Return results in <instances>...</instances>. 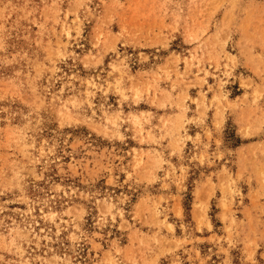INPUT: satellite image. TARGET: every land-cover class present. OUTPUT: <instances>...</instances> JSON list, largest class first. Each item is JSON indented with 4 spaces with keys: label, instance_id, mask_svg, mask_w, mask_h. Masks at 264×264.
I'll return each instance as SVG.
<instances>
[{
    "label": "rangeland",
    "instance_id": "374dc122",
    "mask_svg": "<svg viewBox=\"0 0 264 264\" xmlns=\"http://www.w3.org/2000/svg\"><path fill=\"white\" fill-rule=\"evenodd\" d=\"M0 264H264V0H0Z\"/></svg>",
    "mask_w": 264,
    "mask_h": 264
}]
</instances>
